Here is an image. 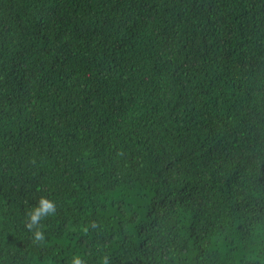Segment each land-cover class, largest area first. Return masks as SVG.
Here are the masks:
<instances>
[{"label":"trees","instance_id":"trees-1","mask_svg":"<svg viewBox=\"0 0 264 264\" xmlns=\"http://www.w3.org/2000/svg\"><path fill=\"white\" fill-rule=\"evenodd\" d=\"M74 255L264 264V0H0V264Z\"/></svg>","mask_w":264,"mask_h":264},{"label":"clouds","instance_id":"clouds-1","mask_svg":"<svg viewBox=\"0 0 264 264\" xmlns=\"http://www.w3.org/2000/svg\"><path fill=\"white\" fill-rule=\"evenodd\" d=\"M56 202L46 196H40L30 211L27 212V220L25 227L31 230L34 242H39L43 239L44 233L41 231L42 218L52 215L56 211ZM71 264H85L84 260L79 255H74L71 259Z\"/></svg>","mask_w":264,"mask_h":264}]
</instances>
